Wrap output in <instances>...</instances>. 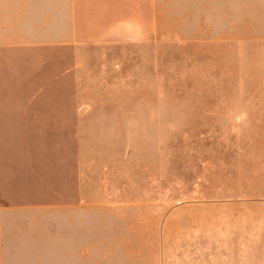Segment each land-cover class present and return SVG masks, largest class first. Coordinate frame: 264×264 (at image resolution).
Wrapping results in <instances>:
<instances>
[{"label":"rangeland","instance_id":"rangeland-1","mask_svg":"<svg viewBox=\"0 0 264 264\" xmlns=\"http://www.w3.org/2000/svg\"><path fill=\"white\" fill-rule=\"evenodd\" d=\"M30 1L0 0V89ZM263 11L139 0V42L81 45L80 106H0V262L264 264L239 255L264 248Z\"/></svg>","mask_w":264,"mask_h":264},{"label":"crops","instance_id":"crops-1","mask_svg":"<svg viewBox=\"0 0 264 264\" xmlns=\"http://www.w3.org/2000/svg\"><path fill=\"white\" fill-rule=\"evenodd\" d=\"M21 17L22 29L31 33L10 46L24 54L8 59L11 71L2 80L0 95L10 97L0 99V106H80L81 45L126 44L144 37L139 0H31ZM65 51L70 54H58ZM257 203L264 214V200ZM6 221L0 216V224ZM262 224L258 237L264 239V217ZM239 255H247L248 263H264V248L251 242Z\"/></svg>","mask_w":264,"mask_h":264}]
</instances>
